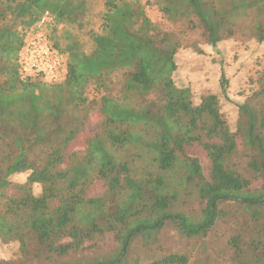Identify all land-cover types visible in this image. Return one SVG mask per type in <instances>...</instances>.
<instances>
[{
	"label": "trees",
	"instance_id": "trees-1",
	"mask_svg": "<svg viewBox=\"0 0 264 264\" xmlns=\"http://www.w3.org/2000/svg\"><path fill=\"white\" fill-rule=\"evenodd\" d=\"M94 1L0 0V240L19 249L0 264H67L108 237L117 254L93 264H118L141 235L158 241L173 229L204 238L219 222L234 224L226 264H264V74L231 131L216 93L195 102L192 88L176 83L183 31L160 29L140 0H102L95 29ZM155 2L172 22L201 27L212 47L239 34L264 41V0ZM46 11L61 81L22 72L26 33ZM228 79L222 71L224 93ZM91 89L99 99L88 98ZM62 103L71 108L68 127L53 136ZM96 109L99 130L83 154L71 152ZM96 181L105 189L92 197ZM188 263L171 252L148 264Z\"/></svg>",
	"mask_w": 264,
	"mask_h": 264
},
{
	"label": "rangeland",
	"instance_id": "rangeland-1",
	"mask_svg": "<svg viewBox=\"0 0 264 264\" xmlns=\"http://www.w3.org/2000/svg\"><path fill=\"white\" fill-rule=\"evenodd\" d=\"M140 2L145 5L147 16L160 29L167 32H184L180 33L184 37L185 46L179 50L177 56L176 83L179 85L188 84L193 90L195 102H199L200 96L205 92L216 93L220 98L228 128L231 131H236L241 124L239 104L246 102L254 94L259 87L258 79L264 74V41L258 42L254 37L239 34L226 38L219 42L218 46L212 47L207 43L201 27H194L191 23L172 22L164 16L155 0H140ZM103 7L102 0H95L92 3L89 15L95 29H98L99 17ZM54 22L53 17V20L43 25L36 24L26 33L25 38L29 41L37 33H45L50 39L49 41H54L52 39L54 37L52 33ZM199 49L202 53H198ZM61 71L63 74V67ZM222 71L229 78L227 80L226 93L222 91L220 85ZM46 81L48 82V80ZM48 89L38 91V93L48 94L50 92L51 94ZM87 96L90 100H97L100 97L93 89L88 91ZM54 99L57 100L56 97ZM61 108L60 119L49 129L53 136L62 133L65 127H68L70 107L68 108L62 103ZM101 121L102 116L98 109L92 111L85 131L72 144L71 152L79 154L85 152L87 140L97 133ZM239 143L240 149H242L241 140H239ZM41 152L42 148L37 149L35 153L39 155ZM197 156L201 161L204 173L207 174L208 162L205 154L197 152ZM26 176L27 173H17L13 175V179L15 181H24ZM104 189L102 182L96 181L90 189V196H100L103 194ZM34 190L38 194L40 185H35ZM187 199V207L197 208V202H194L196 201L194 197H187ZM233 226V223L223 225L219 222L204 238H189L173 229L163 230L159 235L158 241H153L152 237L149 236L144 238L141 235L133 241L127 255L118 264H148L150 261L159 259L171 252L187 255L189 258L188 264H226V242L233 231ZM116 246L118 245L113 243L112 238L108 237L107 241L102 242L99 247L91 250L87 249L81 254L63 259L62 262L67 264H93L98 260L108 259L117 254L118 249ZM18 255L19 249L16 243H3L0 240V258L9 259Z\"/></svg>",
	"mask_w": 264,
	"mask_h": 264
},
{
	"label": "built area",
	"instance_id": "built-area-1",
	"mask_svg": "<svg viewBox=\"0 0 264 264\" xmlns=\"http://www.w3.org/2000/svg\"><path fill=\"white\" fill-rule=\"evenodd\" d=\"M53 20V16L46 11L39 25ZM22 72L27 75H38L43 80L61 81L62 56L52 48L45 33H37L29 40L20 55Z\"/></svg>",
	"mask_w": 264,
	"mask_h": 264
}]
</instances>
